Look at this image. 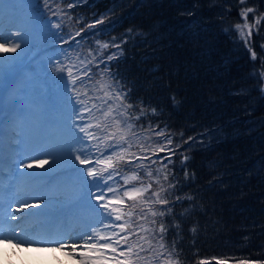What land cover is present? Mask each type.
<instances>
[{
	"label": "trees",
	"instance_id": "trees-1",
	"mask_svg": "<svg viewBox=\"0 0 264 264\" xmlns=\"http://www.w3.org/2000/svg\"><path fill=\"white\" fill-rule=\"evenodd\" d=\"M56 8L62 35L84 29L67 54L80 67L93 61L89 83L115 74L140 117L133 132L175 150L171 162L167 151L147 154L151 179L159 169L167 189L164 242L179 264H264V0H56ZM128 171L149 182L144 170Z\"/></svg>",
	"mask_w": 264,
	"mask_h": 264
},
{
	"label": "snow or ice",
	"instance_id": "snow-or-ice-1",
	"mask_svg": "<svg viewBox=\"0 0 264 264\" xmlns=\"http://www.w3.org/2000/svg\"><path fill=\"white\" fill-rule=\"evenodd\" d=\"M24 9L22 16L11 11L0 40V76L23 85L13 87L10 104L21 105L24 113L13 112L7 124L11 148L8 159L0 163V244L59 251L73 264H179L174 246L169 250L164 242V217L171 211L167 189L159 180V169L151 179L156 161L147 154L167 151L163 159L171 162L175 150L152 147L159 142L145 143L148 137L133 132L132 121L140 117L132 115L127 94L112 83L115 74L102 72L99 80L89 83L93 61L80 59V67L67 54L84 29L62 35L64 20L56 0H26ZM251 12L247 8L242 18ZM102 23L96 20L87 28ZM240 35L247 43L250 33L241 29ZM37 40L42 42V55L35 48ZM113 46L120 47L114 41ZM115 56L107 57L106 68ZM28 64H39L41 71L34 73ZM156 135L163 136L164 130ZM165 139L172 144L170 137ZM134 145L140 153L131 151ZM130 168L144 170L149 182L133 171L121 177V184L116 177ZM153 184L158 185L155 191ZM14 204L21 215L9 211ZM22 207L37 210L22 212Z\"/></svg>",
	"mask_w": 264,
	"mask_h": 264
},
{
	"label": "rangeland",
	"instance_id": "rangeland-1",
	"mask_svg": "<svg viewBox=\"0 0 264 264\" xmlns=\"http://www.w3.org/2000/svg\"><path fill=\"white\" fill-rule=\"evenodd\" d=\"M26 0H0V40L3 39V28L8 27L11 22V11H16L18 16L24 14V5ZM38 54L42 55V48H36ZM26 67L32 70L34 73L39 72L41 69L40 65ZM23 87L22 84L16 82L8 77L7 75L0 76V112L5 115H13L16 112L19 115H23V108L21 105H12L10 101L14 99L11 95V90L13 87ZM28 171V169H24ZM33 171H41L40 169H33ZM121 176H117L116 179L122 181ZM31 207L22 208V211L30 210V212L36 211L31 210ZM34 209V207H32ZM36 225V224H35ZM12 249L14 252L11 254H6L4 251L0 252V264H73L65 258L64 254L51 250V249H41L35 250V248H17L13 245Z\"/></svg>",
	"mask_w": 264,
	"mask_h": 264
},
{
	"label": "bare ground",
	"instance_id": "bare-ground-1",
	"mask_svg": "<svg viewBox=\"0 0 264 264\" xmlns=\"http://www.w3.org/2000/svg\"><path fill=\"white\" fill-rule=\"evenodd\" d=\"M6 28V27H5ZM5 28H3V33H4V30ZM1 157V155H0ZM0 175H3L2 172H0ZM5 175H6V172H5ZM41 207H43V205H41ZM34 210H37L36 208H34ZM15 214H21L20 212H15ZM12 246L13 245H10V244H0V252L1 251H4L6 254H11L12 252H14V249H12Z\"/></svg>",
	"mask_w": 264,
	"mask_h": 264
}]
</instances>
